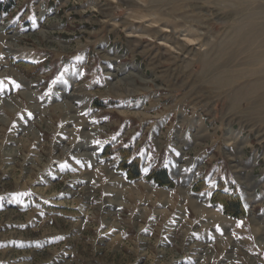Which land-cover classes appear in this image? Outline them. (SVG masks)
Segmentation results:
<instances>
[{"label": "rangeland", "instance_id": "obj_1", "mask_svg": "<svg viewBox=\"0 0 264 264\" xmlns=\"http://www.w3.org/2000/svg\"><path fill=\"white\" fill-rule=\"evenodd\" d=\"M149 1L0 0V264H264V0Z\"/></svg>", "mask_w": 264, "mask_h": 264}, {"label": "bare ground", "instance_id": "obj_2", "mask_svg": "<svg viewBox=\"0 0 264 264\" xmlns=\"http://www.w3.org/2000/svg\"><path fill=\"white\" fill-rule=\"evenodd\" d=\"M161 1H163V0H150L149 2L150 3H156V2H161ZM150 9H152V8H150ZM152 10H154V9H152ZM168 12H170V11H168V10H163L162 11V14L164 13V14H167V15H170V13H168ZM254 12V11H253ZM258 14L259 13H249L248 14V18H251L252 20H254L255 18H256V16H258ZM150 15H151V21H150V23H156V22H158V21H160V17H159V15H158V13L156 12V11H154L153 13H150ZM145 16V15H144ZM144 16H140L141 18H143ZM149 21V20H148ZM250 22V21H249ZM254 22L255 21H252L251 22V24L252 25H250L249 24V29L250 30H252V33L250 34V37H251V39H252V34H254V36L256 35V36H258V32H260V30L261 29H263L264 28V25H255L254 24ZM248 23V22H247ZM161 27V26H160ZM240 27V26H239ZM244 27V25L242 26V28ZM260 27H263V28H261L260 29ZM167 28V27H166ZM260 29V30H259ZM245 32V31H244ZM238 33V32H237ZM239 34V33H238ZM245 35V37L243 38V36ZM236 36V35H235ZM239 36V38H232V40H231V44L232 45H236V47H240V46H243L242 48H243V50L244 51H248V50H250L251 49V46L255 43L254 41L253 42H251V40L249 39V37L247 36V34L245 33V34H243V30H241L240 29V34L238 35ZM246 36L248 37V39H246ZM188 38V37H187ZM163 39V38H162ZM224 53H225V51H222V54H223V56H224ZM230 54V57H234L235 55H234V52L232 51V52H230L229 53ZM229 57V58H230ZM233 59V58H232ZM231 60V59H230ZM207 61V60H206ZM208 61H209V59H208ZM207 61V62H208ZM261 73H263L264 72V67L263 68H261L260 70H259ZM259 73V72H258ZM253 74H257V73H255V71L254 72H252V74L251 75H253ZM258 86H259V88H261V90L262 89H264V77L263 78H261V80L259 81V82H257L256 83ZM252 85V84H251ZM250 85V86H251ZM241 89V88H240ZM240 89H238V91L237 92H240ZM264 91V90H263ZM253 93L251 92V93H249L248 94V96H247V101H251L253 98H255V99H253V101H254V108H256V110L258 111V110H260L261 109V106L262 105H260V101H262L263 100V98H262V96L261 95H259L258 97H254L253 95H252ZM241 97L243 96V94H239ZM253 96V97H252ZM264 102V101H263ZM258 103V104H257ZM257 104V105H256ZM239 152H240V150H239ZM240 155V154H239ZM237 158V157H236ZM239 162V161H238ZM243 171V169L241 168V167H237L236 168V172H242ZM244 179H246V180H248L246 177H244Z\"/></svg>", "mask_w": 264, "mask_h": 264}, {"label": "trees", "instance_id": "obj_3", "mask_svg": "<svg viewBox=\"0 0 264 264\" xmlns=\"http://www.w3.org/2000/svg\"><path fill=\"white\" fill-rule=\"evenodd\" d=\"M16 64L22 65L24 67H32V63L24 62V61H20V62L18 61ZM121 167L128 172L129 177L140 176L139 170H137L136 168L133 169L132 174L129 172L130 163H128V162L121 164ZM149 177H151V179H153L158 185H167V186L172 185V182L170 180H168L169 176H168V172H167L166 168H161V169L157 170L156 174L152 171L151 174L149 175ZM201 181L202 180H198L197 182H195V184L196 183L200 184V186L203 187L201 185ZM215 196L216 195L214 194L211 202L215 203V202L219 201L222 204L223 211L226 214L233 215L236 217L241 216V215L244 216L246 214V209L242 203V200L236 194H234V195L231 193L227 194V197H228L230 203L228 202V200H216ZM233 200L235 202H231ZM228 207L231 208L232 211L229 210Z\"/></svg>", "mask_w": 264, "mask_h": 264}, {"label": "crops", "instance_id": "obj_4", "mask_svg": "<svg viewBox=\"0 0 264 264\" xmlns=\"http://www.w3.org/2000/svg\"><path fill=\"white\" fill-rule=\"evenodd\" d=\"M242 203L258 205L259 203H264V200H243Z\"/></svg>", "mask_w": 264, "mask_h": 264}, {"label": "snow or ice", "instance_id": "obj_5", "mask_svg": "<svg viewBox=\"0 0 264 264\" xmlns=\"http://www.w3.org/2000/svg\"><path fill=\"white\" fill-rule=\"evenodd\" d=\"M0 84H2V82H0ZM97 143H99V142L97 141Z\"/></svg>", "mask_w": 264, "mask_h": 264}]
</instances>
